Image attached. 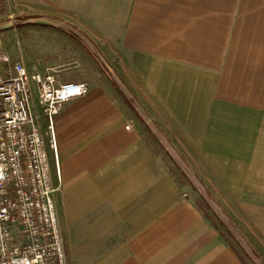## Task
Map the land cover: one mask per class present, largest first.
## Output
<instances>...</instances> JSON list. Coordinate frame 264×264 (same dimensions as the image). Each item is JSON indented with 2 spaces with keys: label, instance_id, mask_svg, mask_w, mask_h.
Masks as SVG:
<instances>
[{
  "label": "crops",
  "instance_id": "obj_1",
  "mask_svg": "<svg viewBox=\"0 0 264 264\" xmlns=\"http://www.w3.org/2000/svg\"><path fill=\"white\" fill-rule=\"evenodd\" d=\"M72 1L108 10L103 35H120L115 81L157 131L199 153L203 180L227 212L216 216L234 246L264 264V0ZM67 72L57 83L89 87L54 119L58 175L49 153L67 264H242L108 81Z\"/></svg>",
  "mask_w": 264,
  "mask_h": 264
},
{
  "label": "built area",
  "instance_id": "obj_2",
  "mask_svg": "<svg viewBox=\"0 0 264 264\" xmlns=\"http://www.w3.org/2000/svg\"><path fill=\"white\" fill-rule=\"evenodd\" d=\"M88 92L22 64L0 70V264H67L49 153L58 175L54 119Z\"/></svg>",
  "mask_w": 264,
  "mask_h": 264
},
{
  "label": "rangeland",
  "instance_id": "obj_3",
  "mask_svg": "<svg viewBox=\"0 0 264 264\" xmlns=\"http://www.w3.org/2000/svg\"><path fill=\"white\" fill-rule=\"evenodd\" d=\"M115 11L117 12V9ZM107 12L108 10L102 7L87 9L73 6L72 0H1L0 33L5 35H0V57L6 58L7 63L1 64L0 70L5 73L13 65L22 64L29 74L43 75L47 73L52 75L56 81L58 80L56 73H66L67 71V73L82 72L87 76L97 74L101 79L106 80L105 74L99 72L100 69L95 65L88 51L71 41L65 34L55 31V27L74 29L76 26L84 30L95 28L98 35L77 36L87 43L90 50L92 45L97 44L100 49L97 52V57L103 63V69L106 65L111 66V77L118 85L116 81L119 78L117 70L121 62L118 54L120 35H103V20L108 17ZM23 17L35 18L23 22ZM42 25L54 28L46 29L42 28ZM105 26L108 27V24ZM75 67L80 71L78 69L70 70ZM119 85L121 93L133 107L143 108L144 104L138 102L137 97L128 87L123 86L122 82ZM112 90L119 99L120 96L115 92V89L112 88ZM128 92L131 96L128 95ZM142 111L144 120L138 119V124L143 131L144 138L153 151H158L157 141L167 150L174 162H167L166 166L181 192L195 205L204 203V206L209 207L213 214L217 211L225 215L227 213L225 207L222 208L220 201L218 202L214 198V184L206 183L203 180L206 169L200 167L199 153L186 150L190 146L180 142L178 137L170 136V140H168V137L157 131L158 128L146 118L150 117L149 110L143 108ZM42 125L44 128L43 120ZM144 126L157 135L150 136L145 132ZM227 218L229 219V216ZM228 241L235 245L231 239ZM248 264L250 263L248 262Z\"/></svg>",
  "mask_w": 264,
  "mask_h": 264
},
{
  "label": "trees",
  "instance_id": "obj_4",
  "mask_svg": "<svg viewBox=\"0 0 264 264\" xmlns=\"http://www.w3.org/2000/svg\"><path fill=\"white\" fill-rule=\"evenodd\" d=\"M28 19V17H23L22 20H26ZM64 34H66L67 37H69L71 39V41L75 42L77 45H79L80 47H82L85 51H88L90 56L92 57L95 65L100 69L99 72H103V74H105L106 76V80L108 81V83L111 85V87L113 89H115V92H117L118 96H120L121 100L124 102V104L136 115V117L139 119L137 112H136V108L133 107L129 100L126 99V97L123 96V94L121 93L120 89L118 88V85L114 82L113 78L111 77V73H109V71L107 69H103L102 63L101 61L98 59L97 56L93 55L90 51V49L88 48V46L86 45V43L77 35H73L70 32L67 31H63ZM145 132L148 133L150 136H153L152 133L147 129V127H145ZM156 146L157 148V152L154 151V153L161 157L163 163L165 165H167V162H174L172 160V158L169 156L167 150L161 145V143H159L158 141L156 142ZM196 209L198 210V212H200L202 214V216L204 217V219H206L208 221V223L210 224V226L212 228H214L216 231H218L222 237L224 238V240L228 243V245L230 246L231 250L234 252V254H236V256L240 259L242 264H248V262L250 264H254L249 256L246 254V252L241 249L238 246H234L233 244L229 243V239H231L232 241L233 238L231 236V234L229 233V231L226 229V227L222 224V222L217 218V216L215 214H213L211 212V209L207 206H204V203H197L196 205ZM211 214V215H210ZM248 261V262H247Z\"/></svg>",
  "mask_w": 264,
  "mask_h": 264
}]
</instances>
